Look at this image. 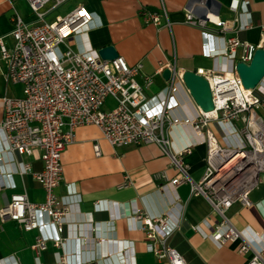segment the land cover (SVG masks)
I'll return each instance as SVG.
<instances>
[{
    "label": "built area",
    "instance_id": "1",
    "mask_svg": "<svg viewBox=\"0 0 264 264\" xmlns=\"http://www.w3.org/2000/svg\"><path fill=\"white\" fill-rule=\"evenodd\" d=\"M27 1L36 21L26 23L16 14L12 32L0 37V65L5 79L8 84L22 86V97L3 98L0 162L5 155H11L24 175L31 171L30 165L15 158L28 155L40 159L43 170L35 177L46 192V200L43 204H33L26 194H14L0 209V222L13 221L26 232L38 231L32 246L37 254L47 250L50 242L60 246L67 241L62 235L71 208L56 195L64 181L62 156L76 142L78 128L94 125L114 148L160 145L178 171L172 180L166 172L156 176L165 182L162 188L189 185L192 196L208 200L220 217L209 235L218 247L241 240L242 234L232 225L228 212L236 203L251 206L250 195L261 185L264 176V122L260 116L264 112V81L256 90H246L236 65L238 62L249 65L263 43L215 36L206 32L209 16L198 18L187 14V25L204 30L203 53L214 61L213 69L198 72L209 82L215 106L214 111L204 113L184 86V72L175 66L169 67L172 78L168 85L149 96L137 81L143 74L142 63L131 67L120 56L108 61L92 49L74 50L72 43L83 38L93 21V15L85 7L79 6L60 16L54 14L71 0ZM230 10L235 13V19L223 24L221 33L254 27L248 1L231 0ZM142 16L146 24L161 25L157 13L144 12ZM7 38L13 41L12 47ZM164 69L162 66L160 73ZM152 83L151 78H146L147 87ZM109 100L113 101L112 106L108 105ZM190 101L197 110L189 107ZM212 125L221 139L213 132ZM180 126L190 127L197 142L207 146L206 169L199 181L191 177L182 161L196 144L170 151L173 143L169 133ZM94 149L99 156L97 144ZM180 206L174 200L161 216L138 214L133 219L152 241L149 253L160 260H169L170 264H186L184 257L167 244L180 228V218L175 214V208ZM96 207L102 209L100 204ZM177 213L180 216V210ZM173 217L176 222L172 221ZM47 228L54 234L49 235ZM158 231L164 235L159 245ZM250 249L244 242L240 253H248ZM248 264H264V250L256 252Z\"/></svg>",
    "mask_w": 264,
    "mask_h": 264
},
{
    "label": "crops",
    "instance_id": "2",
    "mask_svg": "<svg viewBox=\"0 0 264 264\" xmlns=\"http://www.w3.org/2000/svg\"><path fill=\"white\" fill-rule=\"evenodd\" d=\"M246 1L250 3L254 27L228 33L221 30L223 24L235 19L230 10L231 0H71L59 9H64V14L58 10L54 15L65 16L79 6L85 7L93 21L83 38L74 40L73 49L99 51L113 46L131 67L142 63L143 74L137 81L152 96L168 85L163 72L169 67L175 66L179 72L213 69V59L203 53L204 30L186 24L188 13L198 18L209 16L206 32L210 34L263 43L264 48V0ZM144 12L157 13L161 25L146 24ZM16 14L26 23L36 21L27 0H0V37L12 32ZM7 43L13 46L11 38H7ZM162 66L165 69L160 73ZM146 78L153 80L148 87ZM5 97H22V86L8 84L0 65V123ZM189 104L197 110L191 101ZM108 105L112 106L113 101L109 100ZM260 116L264 122V112ZM76 135V142L63 153L64 181L56 190V195L71 208L62 235L67 241L60 246L50 242L47 250L37 254L32 246L38 231L26 232L13 221L0 222V264H170L169 260L149 253L152 241L133 219L138 214L161 216L174 200L182 206L175 208L180 228L167 244L184 257L186 264H248L256 252L264 250V176L250 195L252 205L236 203L228 212L232 225L243 238L220 248L209 237L220 217L208 200L192 196L189 185L162 188L165 182L156 179L162 172L170 180L178 174L170 155L160 145L114 148L94 125L78 128ZM169 135L173 143L171 153L189 143L196 144L182 161L191 177L201 180L206 169V144L198 143L188 126L177 127ZM96 144L99 156L94 149ZM15 159L30 165L31 171L20 174L13 157L4 156L0 162V209L14 194H26L31 203L43 204L46 192L35 177L43 170V162L28 155ZM97 204L102 209L98 210ZM174 218L172 221L176 222ZM190 231L193 233L188 236ZM47 233L53 235L54 231L47 228ZM157 235L159 245L164 235L160 231ZM244 242L251 248L248 253H240Z\"/></svg>",
    "mask_w": 264,
    "mask_h": 264
},
{
    "label": "water",
    "instance_id": "3",
    "mask_svg": "<svg viewBox=\"0 0 264 264\" xmlns=\"http://www.w3.org/2000/svg\"><path fill=\"white\" fill-rule=\"evenodd\" d=\"M98 53L103 60L108 61H114L119 57V54L113 46L104 47L100 49ZM236 70L242 80L244 88L249 91L256 90L264 81V48H260L256 51L249 65L238 62ZM163 78L166 81H170L172 72L166 69L163 72ZM182 80L192 100L201 111L204 113L214 111L215 106L211 87L209 82L202 75L198 74L197 71H186L183 74ZM192 233L193 232L190 231L187 235L190 236Z\"/></svg>",
    "mask_w": 264,
    "mask_h": 264
},
{
    "label": "rangeland",
    "instance_id": "4",
    "mask_svg": "<svg viewBox=\"0 0 264 264\" xmlns=\"http://www.w3.org/2000/svg\"><path fill=\"white\" fill-rule=\"evenodd\" d=\"M64 12H66L64 9L58 11L59 14H64ZM211 128H212L213 132L215 133V135H216L219 139H221V134H220L219 131L216 129V127H215L214 125H212Z\"/></svg>",
    "mask_w": 264,
    "mask_h": 264
}]
</instances>
